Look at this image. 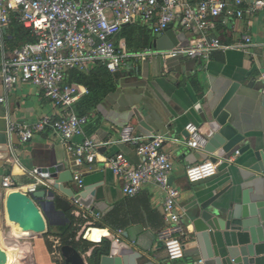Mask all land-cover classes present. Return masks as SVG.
Here are the masks:
<instances>
[{"label": "crops", "instance_id": "obj_1", "mask_svg": "<svg viewBox=\"0 0 264 264\" xmlns=\"http://www.w3.org/2000/svg\"><path fill=\"white\" fill-rule=\"evenodd\" d=\"M189 1L194 4L198 0ZM252 1L243 0V3L237 4L232 0L223 14L212 19L208 30L210 39L219 38L228 45L237 44L244 35H249L252 45L248 51L217 50L208 59L185 55L170 59L130 58L115 72L104 70L102 64H95L89 73L79 72L92 76L90 79L94 80H90L91 87L70 81L71 72L77 74L78 71H71L68 78L69 82L89 89V93L74 105L78 115L89 117L85 135L77 137L76 143L82 142L85 137L93 138L104 143L102 154L109 156L122 152L133 164H138L142 159L132 144L121 141V130L127 125H133L140 142L151 141L156 135L165 136L164 149L174 164L171 181L181 189L179 209L185 214L183 223L189 231L187 237L183 238L185 257L174 263L169 260L159 237L168 222L163 209L165 193L157 185L147 184L137 195L127 196L123 193L121 179L105 167L99 160L101 156L94 163L84 161L79 164L74 153L67 149L61 137L52 130L36 133L27 142H22L17 133L10 131V121L31 123L46 116L59 117L61 109L34 84L21 82L12 90H6L2 74L3 58L4 55L9 57L20 47L13 41V24L6 29L0 36V97L5 98L4 102H0V132L13 135L15 145L10 146V157L0 160V238L5 254L3 264H61V239L56 235L61 233V227L68 222L69 213L75 216L76 223L72 230L74 241L87 264H94V252L101 246L102 238L106 239L112 230H116L110 228L104 218L128 233L123 242L129 244L131 251L148 254L155 262L186 264L202 259L193 226L186 218L187 209L193 201V190L211 186L219 190L231 183L240 182L244 188L249 182L243 180L251 173L244 168V159L248 154L239 155L235 152L239 146L228 154L234 160L219 159L223 164L217 177L195 187L188 181L186 169L210 156L203 149L196 150L186 145V125L190 122L200 125L197 106L207 108L210 102L218 101L234 82H238L239 91L228 109L246 135V142L264 152V10L238 15V10L246 11ZM173 25L177 34L185 33L178 46H191L199 37L196 31L186 30L178 23ZM126 26H130L133 31L126 33L121 29L115 37L118 45L125 46L129 51H139L145 47L158 48L155 44L158 34L142 19ZM143 30L146 32L145 40H142ZM143 41L151 43L144 47ZM136 111L142 115L147 127L140 125ZM58 163H64L74 175L81 173L85 187L94 185L95 208H83L93 215H99L98 219H85L75 201L57 191L56 210L49 212L51 223L47 233L37 234L17 229L8 220L6 200L10 191L3 186V179L10 176L21 187L40 180L38 189H45L47 184L42 177H36L32 172ZM66 186L81 191L75 180ZM242 187L234 185L237 189ZM86 241L95 245L90 247Z\"/></svg>", "mask_w": 264, "mask_h": 264}, {"label": "built area", "instance_id": "obj_2", "mask_svg": "<svg viewBox=\"0 0 264 264\" xmlns=\"http://www.w3.org/2000/svg\"><path fill=\"white\" fill-rule=\"evenodd\" d=\"M232 0H0V36L4 30L17 21L31 32L35 41H28L15 49L9 57L4 55L2 74L7 91L18 83H31L39 87L44 95L61 109L59 117L46 116L31 123L10 121V131L17 133L22 142L31 140L36 133L52 130L57 133L76 161L94 163L99 159L121 179L123 193L137 195L145 185L155 184L165 193L163 205L167 226L159 233L168 258L176 262L185 257L183 238L189 234L183 223L185 214L180 212L178 200L181 189L171 181L174 164L170 154L164 149L166 138L156 135L151 141L140 142L135 136V127L127 125L120 132L121 141L134 146L141 162L133 164L122 152L114 155L102 154L101 143L85 137L82 142L75 139L85 135L88 116L78 115L74 105L89 93L88 87L69 82L71 71L89 73L95 64H103L115 72L130 58L149 60L178 56L208 59L217 50L238 49L248 51L252 45L249 35L234 45L224 44L219 38H209L212 19L223 14ZM237 4L243 0H235ZM264 10V0H253L246 10L239 9L238 15L252 14ZM142 19L154 33H163L171 24L178 23L186 30L199 33L191 46H176L171 49L145 47L139 51H129L116 43L115 37L125 24ZM5 98L0 97V102ZM189 135L186 145L192 149H203L208 138L200 126L190 122L186 125ZM236 154H239L237 151ZM229 160H234L229 159ZM222 160L211 159L189 166L186 177L195 183L215 176ZM33 175H39L37 169ZM39 179V178H37ZM74 180L80 190L85 181L81 173H75ZM43 182V181H42ZM40 180L26 186L16 184L10 176L3 179V186L9 191H37ZM85 219H98L99 215L87 212L82 205L75 204ZM110 235L117 242L125 240L123 229L112 230ZM199 259L195 264H203Z\"/></svg>", "mask_w": 264, "mask_h": 264}, {"label": "water", "instance_id": "obj_3", "mask_svg": "<svg viewBox=\"0 0 264 264\" xmlns=\"http://www.w3.org/2000/svg\"><path fill=\"white\" fill-rule=\"evenodd\" d=\"M173 27L171 24L164 33L158 34L155 44L159 49H171L183 41L185 33L177 34ZM239 88L240 84L234 82L218 101L210 102L207 108L197 106L200 129L208 138L203 150L210 156L209 159L214 162L219 159L228 161L231 156L228 154L240 146L235 152L238 151L239 155L248 154L244 159V168L251 173L243 180L249 182L244 188L240 182L219 190L212 186L193 190V201L187 209L186 218L193 226L194 237L202 251L203 264H264V152L246 142V135L228 109ZM136 116L140 125L147 127L137 111ZM14 145L13 135L0 132V160L10 157V146ZM38 172L47 184L45 189H37L33 193L13 190L8 193L6 200L8 220L18 224L24 231L47 233L51 223L49 212L56 210L57 191L87 209L95 208L94 185L86 186L81 191L67 187V183L73 182L74 174L64 163L38 169ZM217 176L193 185L197 187ZM234 185L242 188H234ZM127 236L128 233H125ZM106 240L110 243L101 244L99 251L103 254L99 262L94 260V264H162L151 260L148 254L131 251L128 243L117 242L113 235L106 237ZM59 254L61 264H87L81 251L74 245L61 244ZM4 261L0 238V264Z\"/></svg>", "mask_w": 264, "mask_h": 264}, {"label": "trees", "instance_id": "obj_4", "mask_svg": "<svg viewBox=\"0 0 264 264\" xmlns=\"http://www.w3.org/2000/svg\"><path fill=\"white\" fill-rule=\"evenodd\" d=\"M13 26H14V31H13V41L17 44H19L20 46H22L23 44H25L26 42L28 41H35L36 38L31 36V32L26 29L24 26H22L21 24H19L17 21L13 22ZM124 31L127 32H130V31H133L130 29V26H122L121 28ZM146 37V32L143 30V34H142V40H145L144 38ZM151 41L147 44V42L143 41V45L144 47L145 46H148L150 45ZM146 44V45H145ZM102 67L104 68V70H108L106 68V66L102 64ZM79 73V72H78ZM76 74L75 72H71V76H70V81L71 82H78V83H82V84H88V86H92L91 83H90V78L88 75H85V74ZM94 79H92L91 81H93ZM105 219V223L112 229H122L120 226H117V225H114L112 222L109 221V219ZM76 223V219H75V216L71 215L69 213L68 215V222L63 225L61 227V233H59L58 237H60L61 239V244L64 245V244H71V245H74L75 247H77V244L76 242L74 241V237H75V234L73 233V225ZM49 234H52V233H49ZM88 243V245L91 247L93 245H95V243L93 242H90V241H86ZM102 244L103 243H107L109 244L110 241L109 240H106V239H103L101 240ZM103 253L101 251H99V249H96L95 252H94V260H96L97 262H99V259H100V256L102 255Z\"/></svg>", "mask_w": 264, "mask_h": 264}, {"label": "bare ground", "instance_id": "obj_5", "mask_svg": "<svg viewBox=\"0 0 264 264\" xmlns=\"http://www.w3.org/2000/svg\"><path fill=\"white\" fill-rule=\"evenodd\" d=\"M16 227H17V229H20V230H23V229H21L20 227H19V225L18 224H16L15 222H12ZM11 223V224H12ZM14 227V226H13ZM16 229V228H15ZM14 255H15V253H14Z\"/></svg>", "mask_w": 264, "mask_h": 264}, {"label": "rangeland", "instance_id": "obj_6", "mask_svg": "<svg viewBox=\"0 0 264 264\" xmlns=\"http://www.w3.org/2000/svg\"><path fill=\"white\" fill-rule=\"evenodd\" d=\"M0 230H1V228H0Z\"/></svg>", "mask_w": 264, "mask_h": 264}]
</instances>
